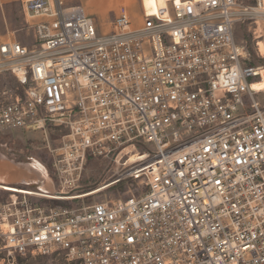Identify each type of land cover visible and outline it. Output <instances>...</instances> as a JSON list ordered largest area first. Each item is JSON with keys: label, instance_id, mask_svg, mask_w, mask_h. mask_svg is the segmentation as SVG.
<instances>
[{"label": "built area", "instance_id": "1", "mask_svg": "<svg viewBox=\"0 0 264 264\" xmlns=\"http://www.w3.org/2000/svg\"><path fill=\"white\" fill-rule=\"evenodd\" d=\"M18 1L34 43H0V134L66 132L57 195L76 193L89 159L136 153L145 160L128 157L122 176L146 192L77 208L16 193L0 207L2 264L56 252L80 264H264L263 78L235 37L264 0H171L151 13L141 0L143 23L122 8L101 36L82 6Z\"/></svg>", "mask_w": 264, "mask_h": 264}, {"label": "rangeland", "instance_id": "2", "mask_svg": "<svg viewBox=\"0 0 264 264\" xmlns=\"http://www.w3.org/2000/svg\"><path fill=\"white\" fill-rule=\"evenodd\" d=\"M238 2L244 7L255 6L254 0H238ZM65 4L82 6L87 14L95 19L99 36L113 33L112 23L122 8L130 10L135 26L143 23L141 0H65ZM145 5L147 12L150 13L154 9V0H145ZM34 22L35 20L25 12L20 1L0 0V43L17 40L31 47L34 43L32 27ZM235 37L237 42L245 46L249 52L248 65L264 68V54L260 53L258 46L259 42L264 43V16L259 18L254 14L246 15L236 24ZM257 99L264 106V92H261ZM65 133V131L49 130L47 136L41 132L26 133L24 131L0 134V179L3 180H0V207L16 194L13 191L15 188L44 192L45 188L39 189V186L45 183L48 189L45 191L53 189L48 194L58 191L60 181L53 163L54 156L60 153L62 137ZM52 151L56 152L53 154ZM120 153L121 151L116 155ZM128 157H125L121 164H116L115 158L89 159L84 166L79 183L73 182L78 188L76 193L55 198L60 200L51 199L53 197L50 199L34 197L33 200L43 206L77 208L105 200H125L146 192L142 177L134 176L124 179L122 176L126 172L122 165ZM32 162L39 165L38 172L43 174L35 175V177L30 174L33 170L29 164ZM69 163L72 165V162ZM63 165L67 167V163ZM25 175H29V178H25ZM21 257L22 264H75L57 252L51 255L27 253ZM0 264H2L1 261ZM15 264H20L19 255L16 256Z\"/></svg>", "mask_w": 264, "mask_h": 264}, {"label": "bare ground", "instance_id": "3", "mask_svg": "<svg viewBox=\"0 0 264 264\" xmlns=\"http://www.w3.org/2000/svg\"><path fill=\"white\" fill-rule=\"evenodd\" d=\"M169 1H171V0H156V1L154 0V9L151 12H154V10L157 9L158 7H166ZM144 4H145V0H144ZM145 7H146V5H145ZM255 15L258 16L259 18H263V16H264V15H261V14H255ZM258 46H259L260 53L264 54V43L263 42H259ZM257 74L258 75H262L263 79L262 80L260 79L259 81L255 82L253 88L256 91L261 93V92H264V68H260L259 67ZM145 158L146 157L144 155H142L140 153H136V154H133L131 156L130 163H137V162H139L141 160H145ZM30 174L35 177V175H41L43 173L40 174L36 170L35 171L33 170ZM0 180H2V179H0ZM5 180H6V178H5ZM40 188L41 189L45 188V190H48V189H46L45 183L41 184L39 186V189ZM45 190H43L44 192H37V191L21 190V189L15 188L13 191L16 192V193L33 195V196H39V197H43V198H50V197L61 198L63 196H67V195H60V194L57 195L56 193L48 194L47 192L53 191L52 188L49 191H45Z\"/></svg>", "mask_w": 264, "mask_h": 264}, {"label": "crops", "instance_id": "4", "mask_svg": "<svg viewBox=\"0 0 264 264\" xmlns=\"http://www.w3.org/2000/svg\"><path fill=\"white\" fill-rule=\"evenodd\" d=\"M64 1H65V0H64ZM134 1H137V0H134ZM129 11H130V10H129ZM29 165H31L30 168H31L32 170H34V171L36 170L37 172L40 171V167H39L38 164H36V162H32V163H30ZM38 173L41 174L42 172H38ZM25 176H26V177H25ZM25 176H23V177H25V178H29V175H25ZM47 193H50V192H47Z\"/></svg>", "mask_w": 264, "mask_h": 264}, {"label": "trees", "instance_id": "5", "mask_svg": "<svg viewBox=\"0 0 264 264\" xmlns=\"http://www.w3.org/2000/svg\"><path fill=\"white\" fill-rule=\"evenodd\" d=\"M253 3L255 4V1H254ZM22 262H23V258L21 257V255H19V263L22 264ZM71 262H73V263H75V264H80V263L77 262V261H71Z\"/></svg>", "mask_w": 264, "mask_h": 264}]
</instances>
